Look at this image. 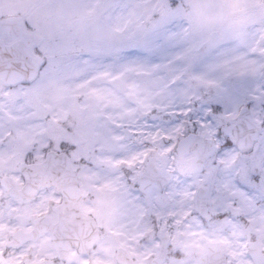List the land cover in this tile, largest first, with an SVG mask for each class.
I'll use <instances>...</instances> for the list:
<instances>
[{
    "label": "snow or ice",
    "instance_id": "snow-or-ice-1",
    "mask_svg": "<svg viewBox=\"0 0 264 264\" xmlns=\"http://www.w3.org/2000/svg\"><path fill=\"white\" fill-rule=\"evenodd\" d=\"M0 264H264V0H0Z\"/></svg>",
    "mask_w": 264,
    "mask_h": 264
}]
</instances>
